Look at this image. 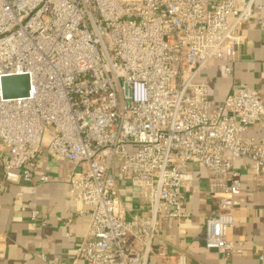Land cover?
Segmentation results:
<instances>
[{"label": "built area", "instance_id": "obj_1", "mask_svg": "<svg viewBox=\"0 0 264 264\" xmlns=\"http://www.w3.org/2000/svg\"><path fill=\"white\" fill-rule=\"evenodd\" d=\"M258 0H0L2 179L38 184L37 158L67 161L70 195L89 226L85 264H149L160 225L188 217V168L211 173L216 210L204 244L240 254L232 238L242 205L239 159L264 190V98L240 87L220 103L201 79L213 61L232 65ZM27 73V96L6 98L2 78ZM138 188L148 213H129L118 177ZM36 211L32 219H36ZM187 256H178L186 264Z\"/></svg>", "mask_w": 264, "mask_h": 264}, {"label": "crops", "instance_id": "obj_2", "mask_svg": "<svg viewBox=\"0 0 264 264\" xmlns=\"http://www.w3.org/2000/svg\"><path fill=\"white\" fill-rule=\"evenodd\" d=\"M243 27L246 40L232 72L225 71L228 63L216 60L201 76L208 83L211 97L219 103L240 87L256 90L264 98V0H258L253 18ZM247 134L264 143V124L251 127ZM4 150L0 140V264H85L76 257V251L87 235L89 216L81 214L71 198L66 159L54 162L42 153L37 158L36 172L46 174L47 182L11 183L2 179ZM249 164L247 159L235 162L242 173L243 190L231 234L236 244H243V252L224 257L205 247V220L216 205L208 196L210 171L195 164L187 170L190 180L186 208L190 215L160 225L154 249L166 245L168 258L161 259L153 253L149 264H178L182 253L187 256L186 264H264V190L244 169ZM118 185L120 201L129 213H148L137 187L121 176Z\"/></svg>", "mask_w": 264, "mask_h": 264}, {"label": "water", "instance_id": "obj_3", "mask_svg": "<svg viewBox=\"0 0 264 264\" xmlns=\"http://www.w3.org/2000/svg\"><path fill=\"white\" fill-rule=\"evenodd\" d=\"M3 94L6 98L27 96L30 91V78L27 73L7 75L2 78Z\"/></svg>", "mask_w": 264, "mask_h": 264}]
</instances>
